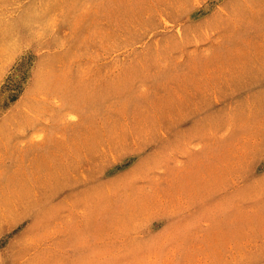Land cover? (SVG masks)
Masks as SVG:
<instances>
[{
    "label": "rangeland",
    "instance_id": "rangeland-1",
    "mask_svg": "<svg viewBox=\"0 0 264 264\" xmlns=\"http://www.w3.org/2000/svg\"><path fill=\"white\" fill-rule=\"evenodd\" d=\"M0 264H264V0H0Z\"/></svg>",
    "mask_w": 264,
    "mask_h": 264
}]
</instances>
